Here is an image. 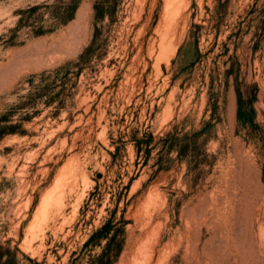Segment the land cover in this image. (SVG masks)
I'll use <instances>...</instances> for the list:
<instances>
[{
  "label": "rangeland",
  "instance_id": "1",
  "mask_svg": "<svg viewBox=\"0 0 264 264\" xmlns=\"http://www.w3.org/2000/svg\"><path fill=\"white\" fill-rule=\"evenodd\" d=\"M0 245L264 264V0H0Z\"/></svg>",
  "mask_w": 264,
  "mask_h": 264
},
{
  "label": "trees",
  "instance_id": "2",
  "mask_svg": "<svg viewBox=\"0 0 264 264\" xmlns=\"http://www.w3.org/2000/svg\"><path fill=\"white\" fill-rule=\"evenodd\" d=\"M78 2H69L64 5L62 14L60 16V22L65 23L68 20L72 19L74 16V13L77 9ZM35 7H33L34 9ZM94 9L96 11L97 17H99L102 14V10L98 3H95ZM96 36V33H95ZM91 46L87 47L85 51L79 56V60L85 59L87 52L90 50ZM17 252L18 249L15 247L14 249H11L7 246L0 245V264H16L17 262Z\"/></svg>",
  "mask_w": 264,
  "mask_h": 264
},
{
  "label": "bare ground",
  "instance_id": "3",
  "mask_svg": "<svg viewBox=\"0 0 264 264\" xmlns=\"http://www.w3.org/2000/svg\"><path fill=\"white\" fill-rule=\"evenodd\" d=\"M43 50V49H42ZM35 53V52H34ZM21 56V55H20ZM35 60H37V59H35ZM37 63V62H36Z\"/></svg>",
  "mask_w": 264,
  "mask_h": 264
}]
</instances>
